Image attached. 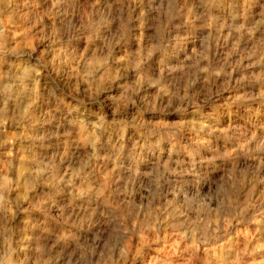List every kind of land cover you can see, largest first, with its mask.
<instances>
[{
  "label": "clouds",
  "instance_id": "9594fccd",
  "mask_svg": "<svg viewBox=\"0 0 264 264\" xmlns=\"http://www.w3.org/2000/svg\"><path fill=\"white\" fill-rule=\"evenodd\" d=\"M105 2L107 11L100 14L96 20L77 27L69 16H65L60 21V27L53 22L51 28L53 37L57 41L62 35L65 44L74 50H78L82 42H87L83 53L72 56L70 62L74 65V75L86 85L83 91L85 98L78 99V104L84 105L87 102L101 105L100 111L93 113L97 117V122H93V131L90 133L94 139L89 163L99 158L97 132L108 125L109 114L112 117L113 132L118 133L121 140L129 134L130 129L132 130L128 138L132 151H135L141 147L137 132L140 131L141 135H152L153 129L159 127L158 124L153 125L151 121H145L144 113L157 112L158 104L162 109L164 97H168V107L175 112L184 113L187 111V106H191L194 113H200L199 122L192 125L197 135L205 131L208 133L221 131L222 128L218 125L216 117L220 119L227 117L229 124L238 122L235 119L238 115L236 113H220L214 110L212 114L205 115L202 111L204 105L213 102V78L231 75L226 72L225 66H213L211 48L216 40L213 31L222 34L227 28L230 36L237 35L231 55L240 52V36L246 34L255 37L259 33L261 47L257 50L264 52V0H243L247 5L244 10L236 7L238 0H225L231 5L232 10L228 19L222 23L211 11V6L217 4L218 0H149L148 29L154 31L150 33L146 42L143 12L137 14V25H133L131 14L133 0H115L114 3L112 0H105ZM11 4L12 0H0V16L7 12ZM125 5L128 6L127 14H125ZM196 9L201 10L200 15H195ZM42 19L40 17L36 23H41ZM193 19L200 20L201 27L209 31L199 33L194 31L189 27ZM173 20L177 23L173 24ZM136 26L139 27V32L134 39L140 41V48L136 51L122 48L117 54L119 57L117 59L113 56V49L124 41ZM13 27L15 31L10 36L5 22L0 20V264H53L55 256L61 257V264H119L118 261L113 260V254L119 250L120 259L126 260L132 240L138 237L143 242L146 233L151 230L149 221L155 218L158 211L154 206L158 198L157 194L151 191L155 174L146 171L149 179L147 198L150 199V203L147 212L140 208L144 220H141L139 215H122L121 227L112 234L106 235L108 229L90 221L82 220L70 224L71 217H66L65 210L61 209V216L56 221L60 225V231L53 234L45 224L42 226V232L49 239L33 240L30 233L38 225L33 222L30 213L41 210L45 204L50 203V199H38L33 202L28 194L35 190L37 184L41 183L46 175L51 177L49 186L58 188L61 183L55 179L58 165L55 157L48 163L42 161L38 163L34 156L29 158L30 149H25L23 146L17 164L14 163L17 156L13 150L4 151V149L16 140L29 139L27 129L35 120V110L39 102L51 104L58 101L59 97L56 94L58 89L55 83L49 84L45 94H41L40 77L47 64L43 56L37 57L34 62L31 52L28 51L31 49V40L28 38L31 29L21 28L19 25ZM16 32L25 36L24 42L16 40ZM197 42L200 43V48L195 50V55L187 57L179 67H172L174 60L179 61L180 57L186 54L188 45ZM157 53L160 54L157 60L149 64L148 61ZM252 55H255V52ZM188 60L192 63L188 64ZM225 64L231 66L227 62ZM177 72L183 74L180 77L183 87L174 90L172 80ZM201 77L203 87L193 91ZM113 86L117 90L115 95L112 94ZM153 89L154 93L151 91ZM78 91L77 89L76 92ZM102 93H108L103 100L100 99ZM201 96L202 102H198ZM73 98L77 99V96L74 95ZM174 104L178 106L173 108ZM105 107L108 109L107 112L104 111ZM129 108L133 113L131 118L128 116ZM49 115L53 113L49 112ZM9 124L17 127L19 133L8 135ZM172 127L178 131L182 125ZM172 136L174 139L175 132ZM111 139L112 137L109 136L107 142L110 143ZM216 139L219 140L218 137ZM255 139L256 134L253 132L252 140ZM122 147L121 145L120 149L112 155L105 156L104 159L111 160L117 167H122L119 164ZM218 147H220L219 143L209 144V154ZM160 150V140L151 144L152 154ZM260 166L264 167V161ZM164 167L167 170V165ZM127 172L129 173L127 185H132L140 175L139 168L133 164ZM246 175V172L241 173L243 178H246ZM235 177V170L225 175L224 182L231 184V190L225 191V200L219 209L207 208L209 213L215 211L217 214L224 213L231 216L235 209L240 207L235 202V196L240 191L237 185L242 181L236 180ZM254 188L255 185L249 196ZM125 194L130 195L127 192ZM168 207H171V204ZM133 208L135 209V205ZM203 210L205 206L202 205L201 211ZM162 213L173 218L179 213V209L174 213H168L167 209H164ZM74 228L78 230L77 234H73ZM117 232L120 234L117 235ZM45 251L52 252L53 258L39 259L40 254ZM97 255H99L98 261L95 259ZM258 264H264V259Z\"/></svg>",
  "mask_w": 264,
  "mask_h": 264
},
{
  "label": "rangeland",
  "instance_id": "374dc122",
  "mask_svg": "<svg viewBox=\"0 0 264 264\" xmlns=\"http://www.w3.org/2000/svg\"><path fill=\"white\" fill-rule=\"evenodd\" d=\"M24 1L27 6L33 4L31 3L32 0ZM104 1L84 0L82 4L84 7L81 6V11L80 9L70 10V15H73V18H71L72 22L76 23L77 27H80L82 22L84 24L85 22L98 19L100 14L107 11V4ZM112 2L114 3L115 0H112ZM148 2L149 0H133L131 8L133 25H137V14L140 12L144 14L145 42L150 33L154 31L148 30V20L150 17ZM94 4V7H97L96 9L93 7ZM117 7L119 6L117 5ZM236 7L244 10L247 8V5L244 4L243 0H238ZM125 9V14H127V5H125ZM231 10V5L225 2V0H218L217 4L211 6L212 13L219 18L221 23L228 19ZM200 14L201 10L196 9L195 15ZM82 19H85V21ZM0 20L5 22L10 36L12 35V31L15 30L14 25H19L21 28H30L36 23V18L32 17L30 21L26 16L19 18L16 13H4L3 16H0ZM79 20L80 22H78ZM172 23L175 24L177 21L173 20ZM189 27L197 33L209 31L206 28H202L200 20L197 19H193ZM138 32L139 27H133L128 37L113 49V56L119 59L117 54L122 48H127L130 51L138 50L140 48V41L134 39L135 35H138ZM46 33V37L50 38L53 36L51 31ZM17 34L19 37L25 38L19 32ZM213 35L216 36V40L213 42L211 48L213 66H225L226 72L231 75L213 78V102L204 105L202 111L205 115L212 114L214 110L220 113H236L238 115L235 119L239 122H233L231 125L223 124L222 119L216 117L218 125L222 128L221 131L212 133L205 131L197 135L193 131L192 125L199 122L200 113H194L191 106H187V111L184 113L175 112L172 108L168 107V97H164L162 109L158 104L159 110L157 112L144 113L143 119L145 121H151L153 125L158 124L159 127L153 129L152 135H141L140 131L137 132V138L140 140L141 147L132 151L128 138L132 130L130 129L129 134L125 135L123 140H121L118 133L113 132L112 118H108V125L104 128L105 132L103 129L100 130V132L103 131L102 133H104L105 138L102 140L103 142L99 139L97 145L99 146L97 153L99 158L89 163V157L92 153H86V156L82 153L80 157L78 156V161L80 160L78 165H81L79 168L76 166L79 172L75 171V176L81 181L78 196H76L77 199L73 198L74 202L72 203H75L74 205L72 204L74 212L72 214L69 212L72 207L71 205L69 209L67 208L65 216L71 217L70 224L86 220L102 226L108 229L106 235L112 234L116 229L121 227L120 217L122 215H139L140 219L144 220V214L140 212V208L142 207L144 212H147L150 203V199L147 198L149 179L146 171L147 173L155 174L151 191L157 194L158 198L155 200L154 206L158 211L155 218L149 221L151 230L146 233V239L143 242L138 237L132 240L130 244L131 252L128 255L130 257L126 264H137L135 260H139V258L140 264H153L154 262L151 261V258L155 257V255L166 256L172 261H178V264H234L235 257L241 259L239 264H258L260 260L264 259V167L260 166L261 162L264 161V52L257 50L261 47L259 44L260 34L257 33L255 37H249L246 34L240 36V52L237 55H231L237 41L236 34L230 36L229 29L225 28L222 34L213 31ZM81 46L85 49L87 42H82L80 48L74 50L65 44L61 35L59 41L55 38L53 43L50 44V50H48H54L63 59V62L66 60L65 62H67L70 68V72L60 71L66 76L68 74V79L70 80L68 89L61 90L59 84L55 83V85L57 88L59 87L58 93L60 95L63 94L64 98L72 102V108L70 109L72 112L74 111L73 108L83 111L101 106L100 104L87 102L84 105L78 104V99L85 98L83 95L84 88L81 86L79 79L74 75V65L70 61L72 56L83 53ZM198 48H200L199 42L189 44L186 54L181 56L179 61L174 60L172 67H179L180 64L187 60V57L194 56L195 50ZM253 52H255V55H252ZM159 55V53L155 54L148 63H154ZM53 60L54 54L52 53L44 57L47 68L50 70H52ZM227 61L231 66H226L225 62ZM187 62L188 64L192 63L190 60ZM174 75L172 80L174 90L182 88L183 81L178 79V76H182V73L177 72ZM202 87L203 79L201 77L200 82L194 86L193 91L199 90ZM77 89L79 90L78 93L76 92ZM151 91L152 93L155 92L154 89ZM112 94L115 95L116 92H112ZM143 94L142 92L141 95ZM74 95L77 96V99L73 98ZM202 99L203 97L201 96V100L198 102H202ZM177 106L178 104H174L173 108ZM132 115V109L129 108L128 116L131 118ZM174 125H182V127L177 131L172 127ZM173 132H175L174 139L172 136ZM253 132L256 134L255 140H252ZM40 134L44 137L42 138ZM46 134L48 135L47 132L44 134L37 133V136H33L34 142H37H33V144L38 146L47 137ZM240 134L245 141L243 142L244 155L240 153L237 143ZM110 135L112 139L109 143L107 142V137ZM217 137L219 140L216 139ZM83 139H90L89 143L92 144L91 142L94 138L86 134V137ZM157 140L161 141V150L152 154L150 146ZM68 141V146L71 147L79 144L77 140L75 142L72 140ZM216 143H219L220 147L215 148L214 152L209 154V144ZM121 145L123 147L120 152L119 164L123 167H117L111 160H105L104 157L112 155L117 149L121 148ZM225 149L232 152L231 157L225 155L223 152ZM169 153H171V159L165 162V157ZM46 158L43 156L38 157L36 160L38 163L41 161L48 163ZM73 158L75 157L70 153L56 158L58 167L55 179L61 181L58 188L49 186L51 177L48 175L43 178L41 183H38L40 187L35 192V197L33 195L31 200L36 202L38 199L47 198L50 199V203L45 204L41 210L30 213L31 219L38 225L30 233L33 240L37 238L41 240L49 239L42 232V226L45 224L53 234L60 231V225L47 212L50 209L49 206H52L56 201V193H60L59 191H62L63 186L69 181V177H66L67 173L69 174L68 163ZM133 164L138 166L140 175L137 176L132 185H127L129 173L126 170ZM165 165H167V170L164 167ZM31 167H35V165H31ZM157 167L160 169L156 170ZM103 170H107L111 177V184L106 194L98 191L99 183L96 179L98 172H102ZM234 170L236 172L235 179L242 181V183L237 185L240 191L235 196V202L240 207L235 209L231 216L224 213L217 214L215 211L209 213L207 208L212 210L219 209L221 203L225 200V191L231 190V184H225L224 181L225 175L231 174ZM242 172H246V178L241 176ZM76 177L74 178L76 179ZM95 182L97 184H94ZM253 185H255L254 191L249 196ZM81 192L84 194L80 195ZM126 192L130 195H126ZM140 196L144 199L142 204ZM106 197L109 199L107 198V200ZM67 204L68 206L71 204L69 199ZM169 204H171V207H168ZM133 205H135V209ZM202 205L205 206V210L203 211H201ZM164 209H167L168 213H174L176 209H179V213L175 214L173 218H169L162 213ZM55 223L57 224L55 226L57 229L56 232H53ZM72 232L73 234H77L78 230L74 228ZM175 233L179 235L178 241L172 240V236ZM116 234L119 235L120 233L117 232ZM202 251L205 253L203 254ZM41 254L42 256L44 254L50 255H46L45 257L47 258L45 260L53 258V253L50 251H45L44 254L43 252ZM57 259L59 260L57 261ZM95 259L98 261L99 255ZM144 259H146V262ZM113 260L121 264L122 260L120 259L119 250L113 254ZM53 261L54 264H61V257L56 256Z\"/></svg>",
  "mask_w": 264,
  "mask_h": 264
},
{
  "label": "bare ground",
  "instance_id": "6f19581e",
  "mask_svg": "<svg viewBox=\"0 0 264 264\" xmlns=\"http://www.w3.org/2000/svg\"><path fill=\"white\" fill-rule=\"evenodd\" d=\"M83 2H84V0H32L31 3H33V4L27 6V4H26V2L24 0H12L11 7L8 8L7 12H5V13H11V14L16 13L19 16V18H23L24 16H26V17L29 18V20L32 17L36 18V21L40 17L43 18L41 23H39V24L34 22L35 24L30 27L31 31L28 33V38L31 40V49H29L28 51L31 52L34 62H35V59L37 57L43 56V59H44L45 55L46 56L47 55H51V53L54 54V60H53V63H52V70L46 68L44 70L43 74L40 77V91H41V94H45V92L47 90V86L49 84H52V83L59 84L60 85L59 87H60L61 90L68 89V87L70 86V83H69L70 80L68 79V74L66 76L65 74H63V72L62 73L60 72L62 70L66 71V72H70L69 71L70 68L68 67L67 62H65L66 60H64V62H63L62 61L63 59L60 58L59 55H57L54 50L53 51L52 50L48 51V50H50V48H51L50 44L53 43V41L55 40V37L51 36L49 38V37H46L45 34L47 35L46 32H48V31H51V33H52L51 28H52L53 22H56L57 27H58V26H60V21H62L65 16H69L70 18H73V15L72 14L70 15V10L71 9H72V11L74 9L79 10L80 8H82L81 6H83L82 5ZM95 2H97V1H95ZM86 3H84V4H86ZM140 4H141V2H140ZM148 4H149V2H148ZM94 6H95V4L93 5V7ZM82 10H84V9H82ZM97 10H95V11H97ZM80 11H81V9H80ZM82 20L85 21V19H82ZM78 22H80V20ZM82 24H83V22H82ZM40 26H41V28H40ZM14 31H12V34H13ZM16 37H17L16 40L18 42H24L25 41V38L21 37V36L19 37L17 32H16ZM82 49H83V47H82ZM227 63H228V61H227ZM178 77H179L178 79L180 80L181 75L178 76ZM180 81H182V80H180ZM80 83H81V86L83 88L86 87V85H84L82 82H80ZM59 87L57 89H59ZM116 91L117 90H116L115 86H113L112 92H116ZM56 94L59 97L58 101H54L51 104L44 103L43 101L38 103V107L35 110V120H34L33 124L31 125V127H29L27 129V136L29 137V139H26L24 141L16 140V141L13 142V144L6 146V148L4 149V151H7L8 149L13 150L14 154H16V156H17V159L14 160V163H17V164L19 163V152H20L22 146L25 149H30V151L28 152L29 158L34 156L37 159L38 157L40 158V157L44 156V157H47L46 161L48 162V160L49 159L51 160L53 157H55V159H56L57 157L62 156L63 154H67V153H70L73 157L76 158V159L73 158L68 163L69 174L67 173L66 177H69V179H68L69 181H67L66 185L63 186L64 188L62 189V191H59L60 193H56L57 197H56L55 203L52 206H49L50 209H49V211L47 213L55 221L59 220V218L61 216V211H60L61 209L65 210L64 215L67 214V208L69 209V207L73 204L72 202H74L73 198L74 197L76 198V196H78V191H79V186H80L79 184L81 182L80 179H77V177L75 176L76 175L75 171H77L79 166H81V165H78V163L80 161V160L78 161V159L80 157V154H82V153L84 155L86 153L87 154L92 153V144L89 143L91 138L87 139V140H84L83 138L86 137V134L90 135V133L93 131L92 124H93V122H97V117L95 115H93V113H97L101 109V106H99V107H94L92 110L91 109L90 110H83V111L75 110V111L72 112V111H70V109L72 108V102H69L66 98H64L63 94L60 95L58 93V91H57ZM106 95H108V93H102L100 95V99L103 100ZM104 111L105 112L108 111L107 107L104 108ZM49 112H52L53 115L50 116ZM108 118H112L110 114H109ZM222 123L223 124H228V125L232 124V123L231 124L228 123L227 117H224V119H222ZM19 131L20 130L17 127H15L14 125H12V124H9L7 126V134L8 135L18 134ZM103 131H104V129H103ZM46 132L48 133V135L46 134L47 137L45 139H43V140L41 139L42 141H41V143L38 146L34 145L33 144V142H34L33 136H35L37 133H43L44 134ZM102 132H100V131L97 132V136L98 137L100 136L99 139H101V142H103L102 140L105 138V135ZM41 136H42V138L44 137L43 135H41ZM90 137H92V136L90 135ZM38 139H39V136H38ZM68 140H70V141L72 140L74 142H75V140H77V142H79V144H76V145H74L72 147L68 146V143H67ZM243 142H245V141H244L242 135L240 134L238 136L237 143H238V148L240 150V153L242 155L245 154V152L243 151ZM38 143H39V141H38ZM98 150H99V146H97V153H98ZM223 152L225 153L226 156H229V157L232 156V152H230L228 149H225ZM84 155H82V156L84 157ZM165 158H166L165 162L170 160L171 159V153L166 155ZM152 160L156 161L155 159H152ZM85 164H87V163H85ZM152 164L154 165V163H152ZM29 166L31 167V165H29ZM76 166L78 168H76ZM88 167H90V166H88ZM158 168L159 167H157L156 170ZM82 169H85V168H82ZM86 169H87V167H86ZM146 170H148V169H146ZM119 171L121 172V170H119ZM77 172H79V170ZM95 172H93V173H95ZM82 174L84 175L85 173H82ZM82 174H80V175H82ZM93 175H96V174H93ZM74 177H76V179ZM96 179H97V182L99 183L98 184V186H99V190L98 191H100L102 194H106L107 191L109 190V187H110V184H111V177H110L108 171L107 170H103L102 172H98V175L96 176ZM94 181H95V179H94ZM94 184H97V183L95 182ZM39 187H40V185L38 184V186H36L35 190L28 194L29 195V199L32 198V196L35 194V192L38 190ZM13 195H15V193ZM34 197H35V195H34ZM79 198H80V196H79ZM107 198L108 197H106V199ZM68 199L70 200V203H71V204H69V206L67 204L68 203ZM140 201H141V204L144 202V199H143L142 196H140ZM73 205H72L71 209L69 210V212H71L70 214H72L74 212ZM25 206H27V205H25ZM55 226H57L56 223L54 225L53 232H56L57 228H55ZM182 235H184V234H182ZM178 236L179 235L175 233L172 236V238H173L172 240L178 241V239H179ZM130 252H131V245H129L128 255H130ZM44 253L45 252H43V254ZM202 253L204 254L205 252L202 251ZM48 254H50V253H48ZM46 255L44 254V256H42V254H40V256L38 258L45 260L47 258V257H45ZM128 255H127V259L126 260H122V262H120L121 264H126L129 261V257L130 256L128 257ZM47 256H50V255H47ZM234 259H235L234 264L235 263L239 264V262L241 261V259H239L238 257H235ZM58 260L59 259H57V261ZM139 260H140V258H139ZM139 260H135L137 264L141 263ZM145 260L146 259H144V261ZM151 261L154 262L153 264H178L177 263L178 261H172L171 259H169L166 256H159V255H157V256L155 255V257L153 256V258H151ZM133 264H135V263H133Z\"/></svg>",
  "mask_w": 264,
  "mask_h": 264
}]
</instances>
